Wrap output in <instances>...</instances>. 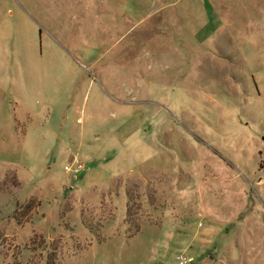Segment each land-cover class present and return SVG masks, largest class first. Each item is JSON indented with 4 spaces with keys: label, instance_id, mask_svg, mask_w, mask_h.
<instances>
[{
    "label": "rangeland",
    "instance_id": "1",
    "mask_svg": "<svg viewBox=\"0 0 264 264\" xmlns=\"http://www.w3.org/2000/svg\"><path fill=\"white\" fill-rule=\"evenodd\" d=\"M0 264H264V0H0Z\"/></svg>",
    "mask_w": 264,
    "mask_h": 264
},
{
    "label": "built area",
    "instance_id": "2",
    "mask_svg": "<svg viewBox=\"0 0 264 264\" xmlns=\"http://www.w3.org/2000/svg\"><path fill=\"white\" fill-rule=\"evenodd\" d=\"M82 168H83V167H82L80 164H77V165L75 166L74 171H75V172H79ZM179 261H180L181 263H185L187 260H186L185 257H179Z\"/></svg>",
    "mask_w": 264,
    "mask_h": 264
}]
</instances>
